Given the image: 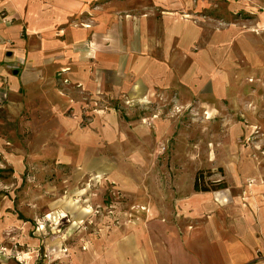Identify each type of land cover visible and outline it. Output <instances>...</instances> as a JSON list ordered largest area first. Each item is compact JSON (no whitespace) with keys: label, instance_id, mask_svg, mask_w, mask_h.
Returning <instances> with one entry per match:
<instances>
[{"label":"rangeland","instance_id":"374dc122","mask_svg":"<svg viewBox=\"0 0 264 264\" xmlns=\"http://www.w3.org/2000/svg\"><path fill=\"white\" fill-rule=\"evenodd\" d=\"M117 1L146 24L115 73L0 105V264L124 260L191 199L264 205V0Z\"/></svg>","mask_w":264,"mask_h":264},{"label":"crops","instance_id":"0c3cea01","mask_svg":"<svg viewBox=\"0 0 264 264\" xmlns=\"http://www.w3.org/2000/svg\"><path fill=\"white\" fill-rule=\"evenodd\" d=\"M117 2L0 0V105L6 97L34 103V87L60 67H77L87 77L83 68L92 63L115 73L127 49L122 37L132 35L140 45L145 41L144 19L135 17L136 27L131 13L119 19ZM215 196L200 210L191 199L188 210H177L176 220L146 224L151 240L142 242L141 251L105 264H252L264 259V205ZM91 264H102L101 258Z\"/></svg>","mask_w":264,"mask_h":264},{"label":"trees","instance_id":"16d2710c","mask_svg":"<svg viewBox=\"0 0 264 264\" xmlns=\"http://www.w3.org/2000/svg\"><path fill=\"white\" fill-rule=\"evenodd\" d=\"M224 187V183H217V184H214L212 185V187H206L204 185V181H203V177L202 175L199 173V172H196L194 177H193V180H192V189L194 191H199V192H206V191H209V190H216V189H219V188H222Z\"/></svg>","mask_w":264,"mask_h":264},{"label":"built area","instance_id":"2783aa9c","mask_svg":"<svg viewBox=\"0 0 264 264\" xmlns=\"http://www.w3.org/2000/svg\"><path fill=\"white\" fill-rule=\"evenodd\" d=\"M252 264H264V259H262V258L256 259L255 261H253Z\"/></svg>","mask_w":264,"mask_h":264}]
</instances>
